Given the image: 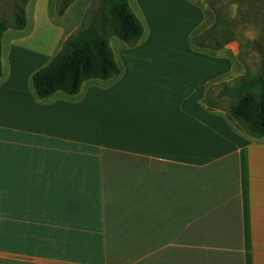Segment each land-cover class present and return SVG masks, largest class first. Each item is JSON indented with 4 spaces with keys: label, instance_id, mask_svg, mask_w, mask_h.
I'll return each mask as SVG.
<instances>
[{
    "label": "crops",
    "instance_id": "crops-1",
    "mask_svg": "<svg viewBox=\"0 0 264 264\" xmlns=\"http://www.w3.org/2000/svg\"><path fill=\"white\" fill-rule=\"evenodd\" d=\"M141 40L113 53L118 78L74 97L37 99L39 62L20 76L2 67L0 264H264V206L241 173L264 138L228 118L215 70L189 90L150 85L178 72L160 66L166 45ZM232 166L236 220L214 187Z\"/></svg>",
    "mask_w": 264,
    "mask_h": 264
},
{
    "label": "rangeland",
    "instance_id": "rangeland-1",
    "mask_svg": "<svg viewBox=\"0 0 264 264\" xmlns=\"http://www.w3.org/2000/svg\"><path fill=\"white\" fill-rule=\"evenodd\" d=\"M58 2L59 0H0V21L6 26L2 37V67L5 75L9 73L13 76L24 75L31 69L30 65L36 62H39L36 65L40 64L39 69L45 66L62 49L67 38L81 25L95 19L98 32L106 33L108 44L112 52L117 55L118 46L122 42L111 35L110 28L105 24V0H74L64 9L61 16L57 13ZM23 3H25L26 27L24 30L16 31L11 27L12 15ZM128 3L144 26L145 34L141 41L166 45L159 50V53L165 55L160 66L178 72V76L174 74V77H178L177 80L170 81L166 86L163 84L165 81L150 85L157 87L160 85L159 88L162 90H171L173 88L167 86L174 85L178 89L184 87L183 89L189 90L192 86L198 85L205 71L215 70L216 77L211 79L209 87L210 90L221 92L223 84L232 87L239 78L256 74L257 57L249 48L245 46L240 48V43L236 41L226 44L217 51L199 49L193 45L192 40L214 23V16L208 9L206 0H128ZM148 30L150 32L155 30L157 34L148 38L146 34ZM254 35L251 29L242 31L244 38L251 39ZM241 44H244L243 40ZM18 47L26 49L28 55L22 53ZM31 54L32 56H29ZM208 60L212 63H205ZM226 96L223 104L229 109L235 98ZM235 124L238 129L246 133L241 122ZM248 153L251 162L248 164V170L246 164L243 165L241 171L243 186L248 185L250 192L255 196L254 202L264 206V159L262 160L264 148H250ZM258 155L260 159L256 158ZM228 171L224 179L218 178L214 181V187L224 188L225 204L232 210L229 219L236 220L240 206L239 198L236 197L237 168L232 166ZM200 213L205 215L203 211ZM259 214L264 219V209H261ZM178 215L181 217L176 211L170 210L167 217L177 219ZM216 229L218 228H201L202 234H214Z\"/></svg>",
    "mask_w": 264,
    "mask_h": 264
},
{
    "label": "trees",
    "instance_id": "trees-1",
    "mask_svg": "<svg viewBox=\"0 0 264 264\" xmlns=\"http://www.w3.org/2000/svg\"><path fill=\"white\" fill-rule=\"evenodd\" d=\"M74 0H59L58 15ZM105 24L111 35L127 45H134L144 36V26L132 12L128 0H105ZM214 16L213 25L196 36L192 43L196 48L217 51L236 41L240 48H249L258 59L254 76L236 80L232 87L222 85L220 95L235 98L228 118L241 122L245 132L256 138H264V0H206ZM12 29L26 27L25 3L12 15ZM251 29L254 37L244 38L242 31ZM6 26L0 21V77L2 75V37ZM106 33H99L97 20L83 24L67 38L62 49L43 67L34 72L30 82L39 100H46L56 92L68 97L77 96L82 84L90 80L116 79L118 67ZM244 44H241V41Z\"/></svg>",
    "mask_w": 264,
    "mask_h": 264
}]
</instances>
